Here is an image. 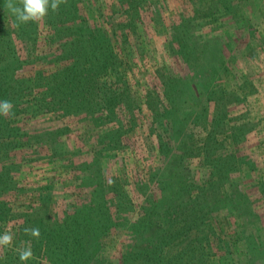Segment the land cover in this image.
<instances>
[{"label": "trees", "instance_id": "trees-1", "mask_svg": "<svg viewBox=\"0 0 264 264\" xmlns=\"http://www.w3.org/2000/svg\"><path fill=\"white\" fill-rule=\"evenodd\" d=\"M170 1L0 0V264H264V0Z\"/></svg>", "mask_w": 264, "mask_h": 264}, {"label": "clouds", "instance_id": "clouds-1", "mask_svg": "<svg viewBox=\"0 0 264 264\" xmlns=\"http://www.w3.org/2000/svg\"><path fill=\"white\" fill-rule=\"evenodd\" d=\"M58 3H67V0H53L49 3V0H5V9L11 16L15 17L13 23L14 27H19L22 24H27L29 22H39L48 14L49 8L55 12L57 11ZM12 105L9 101H4L0 103V114L5 116L11 115ZM26 234H31L33 237L38 238L40 235L38 228H26ZM12 242V235L10 232L6 231L5 234L0 236V247L9 246ZM19 252V258L21 261H26L32 258L31 248L24 250H17Z\"/></svg>", "mask_w": 264, "mask_h": 264}, {"label": "rangeland", "instance_id": "rangeland-1", "mask_svg": "<svg viewBox=\"0 0 264 264\" xmlns=\"http://www.w3.org/2000/svg\"><path fill=\"white\" fill-rule=\"evenodd\" d=\"M170 10V11H169ZM183 10V5L181 4V1L180 0H171L170 2H169V7H165V16H167V20H168V18H170V21L171 22H175V21H177L178 20V18H179V16H180V14H181V11ZM169 11V12H168ZM168 13H170L169 14V16L167 15ZM35 128H37V129H46V128H48V127H50L51 126V124L50 125H48V122H46V121H42V122H39V123H37V124H35V125H33ZM59 146H62V148H63V150L65 149H67L66 148V145L65 144H63V143H61V144H59ZM60 148V147H59ZM125 160H127V155H126V157H125ZM130 179V186H131V188H133V180L134 179H132L131 177L129 178ZM55 182L53 181L52 182V184H54ZM55 185V187H56V189L58 188V186H56V184H54ZM34 191V192H33ZM40 192L41 191H36L35 190V187H34V184H32V185H30L28 188H27V191L25 192V194H22V196L21 197H17L18 198V200H19V205H23V204H27L29 201H35V200H37V196H39L38 194H40ZM58 192H59V189H57V192H56V195L58 194ZM134 196V199H136V197L138 196V194H134L133 195ZM2 198H9V199H13V198H11V196H9V194L8 195H3V197ZM133 199V200H134ZM10 201V200H9ZM10 202H12V201H10ZM25 202V203H24ZM34 207H36V206H34ZM115 209L114 208H112V213H113V215H114V217L115 218H121L120 216H118L115 212ZM130 215H128L130 218H132L133 216H134V213H129Z\"/></svg>", "mask_w": 264, "mask_h": 264}]
</instances>
